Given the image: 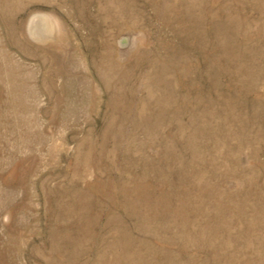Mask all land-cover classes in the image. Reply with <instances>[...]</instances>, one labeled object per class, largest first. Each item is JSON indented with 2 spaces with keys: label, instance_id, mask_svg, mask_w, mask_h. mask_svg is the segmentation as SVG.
<instances>
[{
  "label": "rangeland",
  "instance_id": "rangeland-1",
  "mask_svg": "<svg viewBox=\"0 0 264 264\" xmlns=\"http://www.w3.org/2000/svg\"><path fill=\"white\" fill-rule=\"evenodd\" d=\"M0 264H264V0H0Z\"/></svg>",
  "mask_w": 264,
  "mask_h": 264
}]
</instances>
